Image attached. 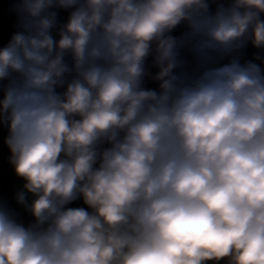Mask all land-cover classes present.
Masks as SVG:
<instances>
[{
	"label": "clouds",
	"instance_id": "clouds-1",
	"mask_svg": "<svg viewBox=\"0 0 264 264\" xmlns=\"http://www.w3.org/2000/svg\"><path fill=\"white\" fill-rule=\"evenodd\" d=\"M7 12L0 264H264V0Z\"/></svg>",
	"mask_w": 264,
	"mask_h": 264
},
{
	"label": "crops",
	"instance_id": "crops-1",
	"mask_svg": "<svg viewBox=\"0 0 264 264\" xmlns=\"http://www.w3.org/2000/svg\"><path fill=\"white\" fill-rule=\"evenodd\" d=\"M10 0H0V40L6 41L12 31H15V17L7 12ZM66 15V14H65ZM255 51L251 47L248 49L249 56ZM8 153L3 147L2 134H0V199H5V189L8 188L11 194L18 190L22 181L15 177L11 166L7 163Z\"/></svg>",
	"mask_w": 264,
	"mask_h": 264
},
{
	"label": "trees",
	"instance_id": "trees-1",
	"mask_svg": "<svg viewBox=\"0 0 264 264\" xmlns=\"http://www.w3.org/2000/svg\"><path fill=\"white\" fill-rule=\"evenodd\" d=\"M5 194H6V198L7 201L12 204V206L15 207L14 201H13V195L11 194V192L9 191L8 188L5 189ZM25 219H28L27 215L25 214Z\"/></svg>",
	"mask_w": 264,
	"mask_h": 264
}]
</instances>
